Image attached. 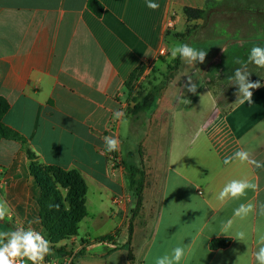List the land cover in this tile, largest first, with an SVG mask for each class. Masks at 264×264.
I'll list each match as a JSON object with an SVG mask.
<instances>
[{
	"label": "crops",
	"instance_id": "1",
	"mask_svg": "<svg viewBox=\"0 0 264 264\" xmlns=\"http://www.w3.org/2000/svg\"><path fill=\"white\" fill-rule=\"evenodd\" d=\"M89 1L0 0V97L9 106L3 123L27 140L40 163L77 170L88 187L80 235L61 245L76 257L101 258L87 264H155L158 256L184 245L180 264H256L258 234L264 231V79L251 90V103L236 101L224 109L203 75L209 68L229 79L242 66L237 58L245 62L253 46H264V0H152L156 10L147 7L149 0H97L104 7L101 16ZM186 8L205 16L189 20ZM257 31L263 37L251 35ZM177 43L207 55L195 66L181 60L144 115L146 126L165 120L169 125L146 133L158 146L148 141L151 167L145 165L147 187L138 213L128 170L120 162L124 123L129 138L138 133L136 117L127 116L134 104L125 83L143 64L146 74L152 66L167 70L174 60L169 50ZM188 76L198 86L195 94L184 87ZM115 110L124 117L114 119ZM103 136L119 139L116 156L106 151ZM240 149L260 167L239 161L225 165V158ZM232 179L250 180L257 190L219 201V191ZM40 195L26 149L1 140L0 198L10 205L6 218L12 226L42 232ZM248 202L255 210L234 218V209ZM230 218L233 228L222 234L221 225ZM241 230L245 243L233 238ZM107 236L113 240L103 241ZM216 239L231 243L213 250Z\"/></svg>",
	"mask_w": 264,
	"mask_h": 264
},
{
	"label": "trees",
	"instance_id": "2",
	"mask_svg": "<svg viewBox=\"0 0 264 264\" xmlns=\"http://www.w3.org/2000/svg\"><path fill=\"white\" fill-rule=\"evenodd\" d=\"M89 7L91 10L101 16L104 7L97 0H90ZM185 14L189 20L201 19L205 16V11L198 9H185ZM164 61V57H160ZM181 65L179 57L173 60L167 68V72L161 74L160 77L154 78L148 83V87L143 97H139L137 92V84L141 81L145 74L146 66L143 64L138 67L125 83L128 101L134 106L129 108L127 116L140 118L145 115L154 105L157 97L161 96L169 83L175 76ZM7 102L0 97V141L13 140L21 143L26 149L30 159V173L36 180L41 195L38 200L40 207V219L42 225V233L45 238L51 242L52 251L46 257H53L52 254L66 255L71 253L68 246L61 245L63 242L70 241L80 235V225L87 216L86 198L88 187L82 174L77 170H65L57 165H47L40 163L36 154L27 147V140L19 133L8 128L3 123V116L8 111ZM113 156L117 152H111ZM130 171L129 187L137 199L136 210L143 206V192L146 178L144 170L135 166H127ZM103 241L113 240V236L102 238ZM231 243L230 239H216L211 242V249L217 250L228 247ZM133 254L129 252L128 260L133 261Z\"/></svg>",
	"mask_w": 264,
	"mask_h": 264
},
{
	"label": "clouds",
	"instance_id": "3",
	"mask_svg": "<svg viewBox=\"0 0 264 264\" xmlns=\"http://www.w3.org/2000/svg\"><path fill=\"white\" fill-rule=\"evenodd\" d=\"M147 7L153 10L159 8L157 3L149 0ZM170 56L172 59L179 57L186 64L195 66L197 62L203 63L207 55V51L198 50L187 43H177L170 48ZM237 64H241L240 68H237L231 79L232 84L238 85V91L236 93L239 103L252 102L253 92L251 90L258 89L262 85L259 81L251 82L249 77L250 72L247 71V63H252L259 68H264V46L256 45L250 49L247 57V63L237 58L235 61ZM192 78L188 76V83L184 85L188 92L196 93L197 84L192 82ZM124 112L121 110H115L113 112V118L120 120L124 117ZM200 129L196 133L198 138ZM104 146L106 151L114 152L119 150L120 141L115 136H103ZM233 161H239L241 163H249L260 167V163L251 158V154L248 150L240 149L236 151L232 156H228L224 160V164H231ZM258 185L247 179H232L224 184L219 191L217 199L219 201H226L228 199L239 200L247 195L249 190L256 191ZM255 205L251 202L240 203L233 211L234 218H240L241 220L248 217L255 210ZM11 211L10 205L7 200L0 198V222L4 221ZM260 214L264 215V204L260 205ZM234 219L230 218L221 225V233L226 234L233 228ZM233 238L244 242L246 241L247 234L245 231H236ZM258 250L254 253L256 264H264V231L258 234ZM187 245L176 246L171 250L170 254H164L158 256L155 260V264H180V262L186 256ZM52 251L51 242L45 238L44 234L40 231L33 229L32 227H16L8 231H0V264H26V261L31 264H43L45 257ZM239 259V256H238ZM237 259V260H238Z\"/></svg>",
	"mask_w": 264,
	"mask_h": 264
},
{
	"label": "rangeland",
	"instance_id": "4",
	"mask_svg": "<svg viewBox=\"0 0 264 264\" xmlns=\"http://www.w3.org/2000/svg\"><path fill=\"white\" fill-rule=\"evenodd\" d=\"M254 31V30H253ZM251 35L253 37H263V34L261 31L257 32H251ZM217 62H221L218 60ZM247 63V61H245ZM173 63V60L171 61ZM241 65V64H240ZM247 71L251 73L249 80L251 82H256L259 79H264V68H259L256 65L252 63H247ZM167 70L164 72L160 67L152 66L149 68V71L147 74L145 73L144 76L142 77L141 81L138 82L137 88H138V96L143 97L146 89L148 87V83L152 82L154 78L160 77L161 74H165ZM199 78V76H196V79ZM204 81L215 91L217 98L219 99V102L222 106V108H227L230 107L232 104H234L238 97L236 95L238 91V85L232 84L233 81L228 79V76L223 75H212L211 69L208 68L206 71L205 75H203ZM125 92L127 94V90L125 89ZM128 96V95H127ZM144 115H142L140 118H136L137 122L134 124L133 130H136L138 133L131 138H129V133L126 132L128 123H124V129H123V139H122V144H121V150L123 152V155L120 156V162H123L125 168L127 166H135L138 167L139 169L144 170L146 173L145 165H149L151 167V155H150V150L148 147V141L152 144V146L157 147L158 146V140L151 138H147V131L153 129V130H167L168 129V120L163 121L161 124L153 123L152 122L149 125H145L144 123ZM128 136V137H126ZM150 139V140H149ZM151 146V145H150ZM114 161L117 163L119 160L114 157ZM156 164V162H155ZM129 177H130V171H128ZM154 173H158L155 171ZM146 177H144L145 180ZM156 177L152 178V184L155 187L156 185ZM147 180V179H146ZM146 182V181H145ZM144 182V183H145ZM129 185V183H128ZM146 183L144 185V190L146 188ZM130 190V187H129ZM134 194V192H133ZM135 201H137L135 195H134ZM149 200V198H147ZM143 210V207L137 210L138 213H141ZM12 219L5 218L4 221L0 222V231H8L12 230L16 227L12 226L13 224ZM84 231V230H83ZM123 240V239H122ZM121 250V247L118 249ZM71 253H68L70 255H73L75 257V264H87L89 261H101L100 257H93L91 258L92 260H89V255H79L78 257L76 253H74L71 249H68ZM121 252V251H120ZM123 252V251H122ZM67 255V254H66ZM53 258H56L57 262H60V257H58V254H52ZM117 257L120 258L121 255H116ZM116 257V259H117ZM105 261V258H104ZM119 261V260H118Z\"/></svg>",
	"mask_w": 264,
	"mask_h": 264
},
{
	"label": "built area",
	"instance_id": "5",
	"mask_svg": "<svg viewBox=\"0 0 264 264\" xmlns=\"http://www.w3.org/2000/svg\"><path fill=\"white\" fill-rule=\"evenodd\" d=\"M78 242L81 241L78 240ZM26 264H31V262L26 261ZM43 264H75V257L73 255L67 254L63 257H60V262H57L56 258L45 257Z\"/></svg>",
	"mask_w": 264,
	"mask_h": 264
}]
</instances>
